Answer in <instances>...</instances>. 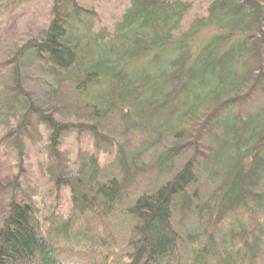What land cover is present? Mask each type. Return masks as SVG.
Wrapping results in <instances>:
<instances>
[{
    "label": "trees",
    "instance_id": "1",
    "mask_svg": "<svg viewBox=\"0 0 264 264\" xmlns=\"http://www.w3.org/2000/svg\"><path fill=\"white\" fill-rule=\"evenodd\" d=\"M80 1L53 0L37 38L0 48V159L24 192L0 264H264V0H214L180 40L189 3L131 0L109 34ZM209 26L225 32L193 51ZM83 133L110 167L79 153L71 173L61 146ZM37 143L70 191L65 220L25 179Z\"/></svg>",
    "mask_w": 264,
    "mask_h": 264
},
{
    "label": "rangeland",
    "instance_id": "2",
    "mask_svg": "<svg viewBox=\"0 0 264 264\" xmlns=\"http://www.w3.org/2000/svg\"><path fill=\"white\" fill-rule=\"evenodd\" d=\"M178 1L189 3L192 7L187 17L181 23L180 30L174 33L176 40L181 39V36L188 31L190 25L195 20L203 19L207 16V8L214 0ZM130 2L131 0H81L80 5L95 13L96 17L93 20L94 32L104 30L112 34L115 31V26L120 23L124 12L130 7ZM52 6L53 0H0V48L9 42L17 44L37 38L51 20L50 11ZM224 32L223 28L216 26L212 28L209 26L202 29L189 43H191L193 51H195L203 44L205 45V42L209 38H213ZM175 45L180 46L179 44H166L164 46L170 52L168 55L171 58L176 54V50H174ZM150 59H152V55L137 63L138 65L146 66ZM163 68H166L165 64H163ZM29 77L35 80L39 78V75L32 73L29 74ZM0 136H2L1 131ZM43 145V143H37L33 146H28L29 161L27 163L29 167L25 163V179L29 184L28 187L33 190L34 201L40 211V215H43V218H45L53 213L55 217L65 220L69 217L71 210L70 191L66 187H62L59 191H56L52 182L44 173L46 163ZM61 151L70 160L69 167L73 174H76L79 168V153H88L94 156L101 167H110L114 161V152L107 154L94 150L89 136L85 133L80 135L73 134L68 137L63 142ZM17 173L18 171L14 168L13 162L0 159V226L6 210V203H8L10 197L15 196L19 201L24 195L22 189L20 191L16 190L15 193L9 187L11 181L17 177Z\"/></svg>",
    "mask_w": 264,
    "mask_h": 264
}]
</instances>
